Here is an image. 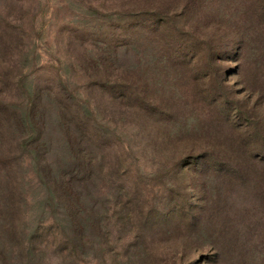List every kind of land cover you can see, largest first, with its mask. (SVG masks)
<instances>
[{
    "label": "rangeland",
    "instance_id": "374dc122",
    "mask_svg": "<svg viewBox=\"0 0 264 264\" xmlns=\"http://www.w3.org/2000/svg\"><path fill=\"white\" fill-rule=\"evenodd\" d=\"M30 89L59 171L87 132L79 264H264V0H0V102Z\"/></svg>",
    "mask_w": 264,
    "mask_h": 264
},
{
    "label": "trees",
    "instance_id": "16d2710c",
    "mask_svg": "<svg viewBox=\"0 0 264 264\" xmlns=\"http://www.w3.org/2000/svg\"><path fill=\"white\" fill-rule=\"evenodd\" d=\"M39 96L30 89L27 104L21 108L10 101L0 102V144H5L6 155L0 171L3 255L8 264H74V257L79 264L84 233L88 228L101 232L96 219L108 209L101 213L97 204L86 200L91 172L84 157L87 132L83 128L76 125L78 134L63 138L61 144L64 161L72 170L59 171L66 166L58 168L51 161L43 127L37 123L34 101ZM66 126L67 134L74 129Z\"/></svg>",
    "mask_w": 264,
    "mask_h": 264
}]
</instances>
